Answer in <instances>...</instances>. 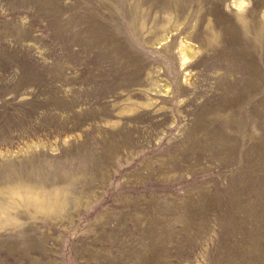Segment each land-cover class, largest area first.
Returning a JSON list of instances; mask_svg holds the SVG:
<instances>
[{
  "label": "rangeland",
  "instance_id": "obj_1",
  "mask_svg": "<svg viewBox=\"0 0 264 264\" xmlns=\"http://www.w3.org/2000/svg\"><path fill=\"white\" fill-rule=\"evenodd\" d=\"M0 264H264V0H0Z\"/></svg>",
  "mask_w": 264,
  "mask_h": 264
},
{
  "label": "bare ground",
  "instance_id": "obj_2",
  "mask_svg": "<svg viewBox=\"0 0 264 264\" xmlns=\"http://www.w3.org/2000/svg\"><path fill=\"white\" fill-rule=\"evenodd\" d=\"M183 51H184V49H183Z\"/></svg>",
  "mask_w": 264,
  "mask_h": 264
}]
</instances>
